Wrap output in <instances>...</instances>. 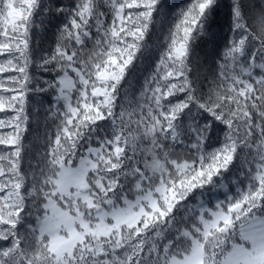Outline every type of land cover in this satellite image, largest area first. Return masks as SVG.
Returning a JSON list of instances; mask_svg holds the SVG:
<instances>
[{
    "label": "snow or ice",
    "instance_id": "1",
    "mask_svg": "<svg viewBox=\"0 0 264 264\" xmlns=\"http://www.w3.org/2000/svg\"><path fill=\"white\" fill-rule=\"evenodd\" d=\"M0 264H264V0H0Z\"/></svg>",
    "mask_w": 264,
    "mask_h": 264
}]
</instances>
